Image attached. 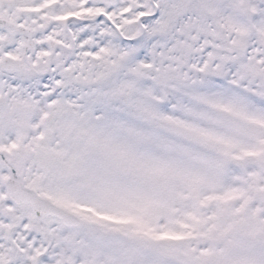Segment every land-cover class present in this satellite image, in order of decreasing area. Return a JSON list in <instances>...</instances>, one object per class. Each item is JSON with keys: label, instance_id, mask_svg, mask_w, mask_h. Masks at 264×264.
<instances>
[{"label": "snow or ice", "instance_id": "snow-or-ice-1", "mask_svg": "<svg viewBox=\"0 0 264 264\" xmlns=\"http://www.w3.org/2000/svg\"><path fill=\"white\" fill-rule=\"evenodd\" d=\"M0 264H264V0H0Z\"/></svg>", "mask_w": 264, "mask_h": 264}]
</instances>
